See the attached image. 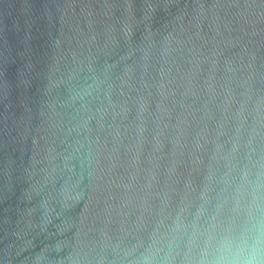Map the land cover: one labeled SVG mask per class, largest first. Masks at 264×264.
I'll list each match as a JSON object with an SVG mask.
<instances>
[{"label":"water","instance_id":"obj_1","mask_svg":"<svg viewBox=\"0 0 264 264\" xmlns=\"http://www.w3.org/2000/svg\"><path fill=\"white\" fill-rule=\"evenodd\" d=\"M0 264H264V0H0Z\"/></svg>","mask_w":264,"mask_h":264}]
</instances>
